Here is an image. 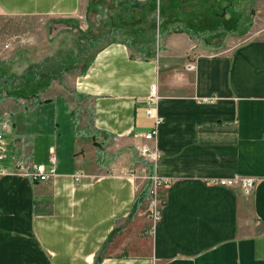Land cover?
<instances>
[{"label": "crops", "instance_id": "crops-1", "mask_svg": "<svg viewBox=\"0 0 264 264\" xmlns=\"http://www.w3.org/2000/svg\"><path fill=\"white\" fill-rule=\"evenodd\" d=\"M241 1L0 0L41 22L0 55V88L23 94L0 100V264H264V0ZM51 150L44 180L12 169ZM149 174L168 179L157 220ZM238 177L250 193L211 182Z\"/></svg>", "mask_w": 264, "mask_h": 264}, {"label": "built area", "instance_id": "built-area-1", "mask_svg": "<svg viewBox=\"0 0 264 264\" xmlns=\"http://www.w3.org/2000/svg\"><path fill=\"white\" fill-rule=\"evenodd\" d=\"M11 47V40H7L3 43L2 48L8 49ZM187 68H191V65L188 64ZM157 99V86L155 84L150 87V95L148 97L149 105L146 109L147 115L154 119V127L152 130L142 133V137L146 140L153 139L158 132V125L162 121V116L156 112L155 102ZM9 124V114L5 113L0 119V161L3 159L6 153V143L4 138V132L7 129ZM139 154L146 160L154 161L158 154L150 149L147 146H142L139 150ZM49 166L46 168L44 164H27L22 152H18L14 155L12 160V169L21 173L22 175L29 178L31 181H39L48 178L50 175L54 174V166H55V156L53 151H50L49 154ZM6 167L0 164V174L6 173ZM148 184V195L150 198L149 205V215L154 220L160 218L161 206L164 203L163 196L161 194V187H163L168 179H164L158 177L153 174L147 175ZM212 183H216L222 186H230L235 183L239 184L243 191L248 194L252 191L254 180L248 177H238V178H217L212 179Z\"/></svg>", "mask_w": 264, "mask_h": 264}, {"label": "rangeland", "instance_id": "rangeland-1", "mask_svg": "<svg viewBox=\"0 0 264 264\" xmlns=\"http://www.w3.org/2000/svg\"><path fill=\"white\" fill-rule=\"evenodd\" d=\"M243 1L244 0H242L241 2H243ZM189 2L190 1H188V3ZM253 16H254V12L252 13V17ZM94 18L97 21L99 19H101L100 16L99 17L96 16ZM220 20L219 19L216 20L215 25H216V23H219L220 27H221L222 22H219ZM77 21L79 22V24L81 23V25L79 26V29H81V31H83L84 17L81 16V18H79ZM36 24H41L40 19H35V18L29 19V18H22V17L0 15V52H2L0 55H3L5 58H7V56L9 55V52L16 51V50L18 51L21 40H23V36L24 35L30 36L31 35L30 33L32 31H34V27L38 26ZM219 24H218V26H219ZM76 33H77V36L80 37L79 33L78 32H76ZM7 40H11V45H12L11 47H13V49L12 48H9V49H3L2 48L3 43ZM77 52H78V47H75V53L73 52L74 55H76ZM64 53H65V51L61 52L59 55L54 56L52 59H50L46 63L45 69H46L47 73H51V71L57 72V71H59V68L61 70L65 67H68L69 64H71L70 59L72 58V55L64 56ZM57 57H59V58H57ZM62 57L65 59L64 65L59 63V60H58V59H61ZM68 59H69V61H68ZM19 65H20L19 58H17L16 60L13 59L11 67L15 68L17 71H19L20 70ZM43 75L44 76L42 78V81H45L47 79V77H46L47 75L46 74H43ZM1 80L2 79L0 78V85H1ZM11 90H12V91H10L11 95H7V96H11L14 99H20L21 98L20 95L21 96L23 95V94H21V91L19 90V88H17V86H14V85L11 86ZM3 95H4V92L0 88V100L7 97V96L3 97Z\"/></svg>", "mask_w": 264, "mask_h": 264}, {"label": "trees", "instance_id": "trees-1", "mask_svg": "<svg viewBox=\"0 0 264 264\" xmlns=\"http://www.w3.org/2000/svg\"><path fill=\"white\" fill-rule=\"evenodd\" d=\"M11 95L10 92L5 91L3 96ZM147 193V189L144 190V195Z\"/></svg>", "mask_w": 264, "mask_h": 264}]
</instances>
